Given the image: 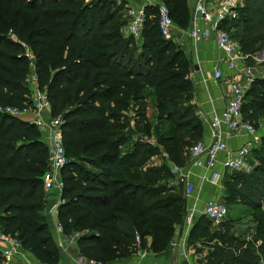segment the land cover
I'll use <instances>...</instances> for the list:
<instances>
[{
  "label": "trees",
  "instance_id": "trees-1",
  "mask_svg": "<svg viewBox=\"0 0 264 264\" xmlns=\"http://www.w3.org/2000/svg\"><path fill=\"white\" fill-rule=\"evenodd\" d=\"M163 1L177 26L188 30L189 0ZM124 11L105 0H0V104L30 103L33 63L53 116H63L66 154L72 159L62 171V233L83 234L77 241L80 254L103 264L128 259L138 250L166 251L184 223L187 203L185 185L169 184L170 162L189 169L186 148L202 142L204 134L193 105L190 59L162 35L157 9L146 10L141 46L122 32L128 24ZM230 26L239 29L233 38L241 51L253 55L264 41V0H246ZM151 96L155 126L148 117ZM242 115L257 127L264 120V78L247 93ZM138 133L155 136L156 145L142 136L134 141ZM48 152L35 125L0 115V230L18 238L40 264H60L43 214ZM160 153L168 156L165 164L150 166ZM249 161L253 172L232 173L225 188L226 201L254 217V236L237 235L234 219L215 226L201 217L188 245L200 255L207 250L202 264H264V135Z\"/></svg>",
  "mask_w": 264,
  "mask_h": 264
},
{
  "label": "built area",
  "instance_id": "built-area-1",
  "mask_svg": "<svg viewBox=\"0 0 264 264\" xmlns=\"http://www.w3.org/2000/svg\"><path fill=\"white\" fill-rule=\"evenodd\" d=\"M119 6L123 0H105ZM139 6L127 5L125 17L128 24L122 32L127 37H134L138 46H141V37L146 22V10L155 8L159 15V28L165 39L173 40V32L178 30V26L171 17L170 9L163 0H139ZM192 6L189 36L194 44L205 41H214L218 50L223 54L221 60L213 68V77L216 81L224 79V64L229 71V101L221 113H214L209 120L211 142L206 146L203 142L198 143L192 149V165L189 169H184L173 162L170 168L174 180L170 181V186L184 184L189 199L196 186L189 182V172L192 168H202L206 172L214 170L221 163L223 168L229 172L250 174L254 170V165L249 161L252 142H248L241 148L232 151L229 148V141L236 137L256 138L259 131L264 128V120L259 127L243 119L242 108L247 93L252 88L258 78L256 67L248 63L254 61L255 64H262V60L241 51L240 44L233 38L235 27L230 23L236 22L240 18V12L244 8L246 0H190ZM129 35V36H128ZM26 48L28 57L33 60L34 55ZM34 64H31V76L29 79L31 96L30 103L24 107L0 104V115L20 119L35 125L42 133L48 145L49 169L43 176L44 188L48 192H59L62 194L64 181L62 171L70 162L66 154L63 137L64 119L61 115L53 116L52 105L47 92L39 89L38 80L33 75ZM191 71V70H190ZM189 78L190 75H189ZM198 116L203 117L202 113ZM204 118V117H203ZM143 142L156 145V141L145 138ZM225 154L224 160L220 156ZM166 158L168 156L166 155ZM61 204V203H60ZM57 205V207L60 206ZM187 213L182 225L181 245L186 247L191 227L196 224L197 203L191 207L187 200ZM55 206L52 210L54 213ZM204 216L215 226L225 222L228 216V208L219 199H208L205 201ZM58 229L62 233V228L58 224ZM82 235L74 233L71 237L63 236L60 246L66 248L76 242ZM136 243L141 244V238L137 235ZM30 253L24 250L20 240L12 235L3 233L0 230V257L1 264H30ZM185 254V251L184 253ZM73 264H102L94 259L78 256Z\"/></svg>",
  "mask_w": 264,
  "mask_h": 264
},
{
  "label": "crops",
  "instance_id": "crops-1",
  "mask_svg": "<svg viewBox=\"0 0 264 264\" xmlns=\"http://www.w3.org/2000/svg\"><path fill=\"white\" fill-rule=\"evenodd\" d=\"M91 1V0H88ZM124 3L119 6H124L126 10L127 5L131 6H139V0H123ZM189 5L191 2L189 0ZM192 14V6L190 8ZM173 41L177 42V44L184 51L185 55L191 61V71H190V79L195 88V96L193 98V105L196 107L197 114L202 113L203 117H200L204 123V134L202 138V142L208 146L211 142V135L209 129V120L214 113H221L226 104L229 101L230 93H229V77L230 73L227 71V68L224 64H222V69L225 73L224 79L221 81H216L213 77V68L216 63L221 60L223 54L218 50L217 45L214 41H205L199 44H194L191 40L188 30L181 29L173 32ZM262 57H258L262 60ZM249 64H252V61H248ZM256 70L264 69L262 64H255ZM262 67V68H260ZM259 68V69H258ZM258 78H264L263 76L258 75ZM264 131V128L261 129ZM246 139L243 137H236L229 141V148L232 151H235L242 146H244ZM225 154L220 156V160H224ZM223 166L219 163L214 170L219 171L223 170ZM225 170V169H224ZM207 172L202 168H192L189 172V182L193 183L195 186L200 182L204 181L202 178ZM52 196L48 202L51 204L57 202L61 203V194L59 192H51ZM197 203V202H196ZM189 204L192 207L195 204V201L192 199L189 200ZM53 210V209H52ZM197 211H198V203H197ZM49 218L54 219L52 222L55 224L57 217L55 214L57 211L52 213V211H47ZM52 215H51V214ZM48 217V216H46ZM54 237L56 239L57 244L62 241L64 235L58 229V226L54 227L53 230ZM181 233L182 226L176 232L174 240L170 243L166 251L160 254H155L148 251L138 250V253L133 255L128 259H121L109 264H202L201 258L195 251L194 247L187 246L184 248L181 245ZM60 240V242H58ZM199 247V245H198ZM61 253V263L60 264H72L80 256V251L78 244L76 242L68 245L65 249H62ZM185 251V254H183ZM29 260L38 264V260L30 253Z\"/></svg>",
  "mask_w": 264,
  "mask_h": 264
},
{
  "label": "rangeland",
  "instance_id": "rangeland-1",
  "mask_svg": "<svg viewBox=\"0 0 264 264\" xmlns=\"http://www.w3.org/2000/svg\"><path fill=\"white\" fill-rule=\"evenodd\" d=\"M86 2H89V1L86 0ZM190 8H191V5H190ZM125 27H126V25L123 28H125ZM238 30L239 29H236L235 32H238ZM188 31H189V29H188ZM9 34H11V30H10ZM125 37H127V36H125ZM140 43H142V39H141ZM174 43L176 44L177 48L178 47L181 48L177 44V42H174ZM260 55H264V41H263L262 45H259L255 49V53L253 54L254 57H259ZM252 62L253 63L251 65L252 66L254 65L256 67L255 62L254 61H252ZM262 66H264V57L262 58ZM260 68H262V67H260ZM255 73H256V76H258V75L263 76L264 75V69L262 68L261 70H256ZM157 116L158 115H157V111H156V101H155L154 96H151L149 99V103H148V117H149L150 122L152 124H154V126L157 125V123H158ZM128 118H129V120L130 119L132 120V121H129L130 122L129 123L130 129L135 130L136 129V126H135L136 123H135L134 115L129 114ZM263 135H264V131L260 130L258 135L256 136V138L246 139L245 144H247L248 142H252L251 152L253 149L260 146ZM137 136L146 137L150 140L156 141L155 136L148 137V136H145L144 134H141V133H138L133 137L134 141L139 139V137H137ZM192 146L195 147L194 145H192ZM192 148H190V149L186 148V154H185L186 156L184 157V159L186 160V162H185L186 164H188V162L192 160V154H191ZM70 160H72V159H70ZM165 162H166V154L160 153L159 155H156L155 157H153L151 159V161L149 162V165L154 166V167H160V166H163L165 164ZM184 169H188V168H184ZM232 173H234V172H229V171L224 170V169L219 170V171L211 170V171L207 172L202 177L204 179V181H202L196 185V191L193 192L192 196L187 200L189 202V200L192 199L193 201L198 203V211H197V218H196V221H198V219H200L201 217H204V211L203 210H204V206H205V201L208 199L219 198L229 210V213H228L226 220L234 219L237 222V229H236L237 233L236 234L243 237V238H249L250 239L254 236V233H255L253 230H254L256 224L252 223L254 217H252L251 215H249L246 212H244L242 214V212L244 210L243 208L236 207V206L232 207L231 204H229L228 201H226L227 193H226L225 183L227 182L229 176ZM172 180H174V176H173ZM43 190L45 193V197L50 200V197L52 196L51 192L46 191L45 188ZM176 191L180 192L179 190H176ZM58 204H60V203L55 202V203L51 204L50 202H48L47 209L43 213L46 220H47V223L49 224V227H50V230L52 231V233H53L54 227L58 226V224L60 226L59 219H58V209H59V207H57ZM54 206L56 208L55 211H57L55 214V217H57V219H55L56 220L55 224L52 222L54 219L49 218V215H48L49 213L47 212V211H52ZM46 216H48V217H46ZM60 228H61V226H60ZM179 229H180V226L177 227V231ZM53 235H54V233H53ZM62 235H63V233H62ZM81 235H83V234H81ZM71 236L72 235H70L68 237H71ZM68 237L65 236V238H68ZM58 242H60V240ZM58 248H59L60 254H61L63 252V250H62L63 248L60 246V243L58 245ZM195 251L197 252L196 249H195ZM206 253H207V250H205L201 255L200 254H198V255L200 256V258H203L206 256ZM84 257H86V256H84ZM90 259H93V258H90ZM94 260H96V259H94ZM96 261H98V260H96ZM29 262H30V264H34L30 260H29ZM98 262L102 263L100 261H98ZM20 264H22V263H20ZM38 264H40L39 261H38Z\"/></svg>",
  "mask_w": 264,
  "mask_h": 264
},
{
  "label": "water",
  "instance_id": "water-1",
  "mask_svg": "<svg viewBox=\"0 0 264 264\" xmlns=\"http://www.w3.org/2000/svg\"><path fill=\"white\" fill-rule=\"evenodd\" d=\"M260 57H262V55H260ZM184 213H185V214L187 213V204L185 205ZM192 227H193V226H192ZM192 227H191V229H192Z\"/></svg>",
  "mask_w": 264,
  "mask_h": 264
}]
</instances>
